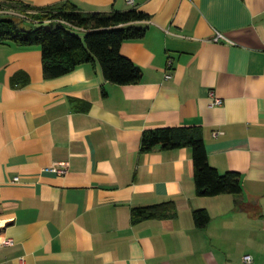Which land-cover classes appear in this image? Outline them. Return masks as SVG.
<instances>
[{"label": "crops", "instance_id": "1", "mask_svg": "<svg viewBox=\"0 0 264 264\" xmlns=\"http://www.w3.org/2000/svg\"><path fill=\"white\" fill-rule=\"evenodd\" d=\"M13 1L150 20L121 46L131 85L98 62L46 78L39 46L0 44V264H264V0ZM189 126L241 195L198 196L189 148L141 152L145 131Z\"/></svg>", "mask_w": 264, "mask_h": 264}, {"label": "trees", "instance_id": "2", "mask_svg": "<svg viewBox=\"0 0 264 264\" xmlns=\"http://www.w3.org/2000/svg\"><path fill=\"white\" fill-rule=\"evenodd\" d=\"M26 16H0V44L13 43L22 47L39 46L42 51L43 73L46 78L65 75L85 63L98 62L109 82L131 85L140 82L142 70L121 54L124 42L145 36L150 16L135 9L111 13H84L71 2L37 8L19 1H2ZM84 30L82 38L75 31ZM156 148L172 150L189 148L194 163V182L198 196L241 195L240 174H221L210 165L203 138L197 126L161 127L143 133L141 152ZM197 226L205 227L210 217L205 210L194 212ZM133 216L160 217L156 207L135 209ZM167 216V215H166Z\"/></svg>", "mask_w": 264, "mask_h": 264}, {"label": "built area", "instance_id": "3", "mask_svg": "<svg viewBox=\"0 0 264 264\" xmlns=\"http://www.w3.org/2000/svg\"><path fill=\"white\" fill-rule=\"evenodd\" d=\"M2 2V1H0ZM5 2V1H4ZM127 2L129 4H133V0H127ZM0 16H15V17H18V18H22V19H25L26 16L22 13H20L19 11H16L15 9H12V8H9V7H4V6H1L0 7ZM220 36H218L217 38H219ZM168 67L171 68L172 67V61H169L168 63ZM166 78L169 79L170 78V75H166ZM211 97L213 99V105H216V106H221L223 105V100L220 99V98H217L215 97V95L213 93H211ZM219 132H215L214 133V136H218ZM48 171L50 172H54L60 176H63V175H66L69 171L68 169V166L66 164L64 165H55V166H52L50 168L47 169ZM19 179L18 178H15L14 179V182H17ZM3 245H13V240L12 239H8V240H5L2 242ZM252 257L250 255H246L243 257V261L246 263V264H250L252 263Z\"/></svg>", "mask_w": 264, "mask_h": 264}, {"label": "rangeland", "instance_id": "4", "mask_svg": "<svg viewBox=\"0 0 264 264\" xmlns=\"http://www.w3.org/2000/svg\"><path fill=\"white\" fill-rule=\"evenodd\" d=\"M75 33H76V34H78V35H82V38H84V37H85V34H83V33L79 32V30H78V31H75Z\"/></svg>", "mask_w": 264, "mask_h": 264}]
</instances>
